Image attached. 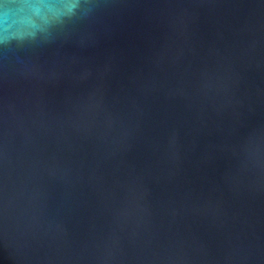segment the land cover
I'll list each match as a JSON object with an SVG mask.
<instances>
[{
	"label": "water",
	"instance_id": "obj_1",
	"mask_svg": "<svg viewBox=\"0 0 264 264\" xmlns=\"http://www.w3.org/2000/svg\"><path fill=\"white\" fill-rule=\"evenodd\" d=\"M5 2L0 264H264V0Z\"/></svg>",
	"mask_w": 264,
	"mask_h": 264
},
{
	"label": "clouds",
	"instance_id": "obj_2",
	"mask_svg": "<svg viewBox=\"0 0 264 264\" xmlns=\"http://www.w3.org/2000/svg\"><path fill=\"white\" fill-rule=\"evenodd\" d=\"M0 7H2L3 9L5 17H9V16H15L18 12L23 11L26 8H37L39 7V5L11 4V3L5 2V0H0ZM64 7L70 9L72 5H65ZM3 38L7 39V34H5Z\"/></svg>",
	"mask_w": 264,
	"mask_h": 264
}]
</instances>
